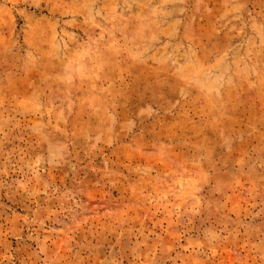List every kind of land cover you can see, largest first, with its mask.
Returning <instances> with one entry per match:
<instances>
[{
	"label": "rangeland",
	"instance_id": "374dc122",
	"mask_svg": "<svg viewBox=\"0 0 264 264\" xmlns=\"http://www.w3.org/2000/svg\"><path fill=\"white\" fill-rule=\"evenodd\" d=\"M0 264H264V0H0Z\"/></svg>",
	"mask_w": 264,
	"mask_h": 264
}]
</instances>
